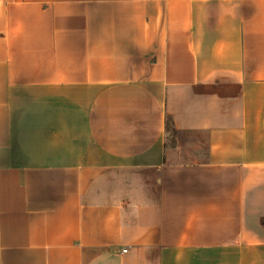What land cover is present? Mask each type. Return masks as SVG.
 <instances>
[{"label":"crops","instance_id":"obj_1","mask_svg":"<svg viewBox=\"0 0 264 264\" xmlns=\"http://www.w3.org/2000/svg\"><path fill=\"white\" fill-rule=\"evenodd\" d=\"M0 264H264V0H0Z\"/></svg>","mask_w":264,"mask_h":264},{"label":"trees","instance_id":"obj_2","mask_svg":"<svg viewBox=\"0 0 264 264\" xmlns=\"http://www.w3.org/2000/svg\"><path fill=\"white\" fill-rule=\"evenodd\" d=\"M167 127H168V130H171L172 129V127H171V125H170V123L168 122V125H167ZM173 132H175L174 130H173Z\"/></svg>","mask_w":264,"mask_h":264}]
</instances>
